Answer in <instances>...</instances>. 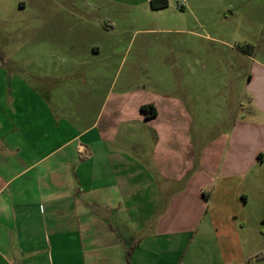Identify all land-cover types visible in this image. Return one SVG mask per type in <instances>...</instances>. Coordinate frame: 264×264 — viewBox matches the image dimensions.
I'll list each match as a JSON object with an SVG mask.
<instances>
[{"label":"crops","instance_id":"obj_1","mask_svg":"<svg viewBox=\"0 0 264 264\" xmlns=\"http://www.w3.org/2000/svg\"><path fill=\"white\" fill-rule=\"evenodd\" d=\"M19 64L0 60V264H244L264 252L246 251L240 212L261 186L264 67L231 130L207 142L164 94L76 102L68 118L41 61Z\"/></svg>","mask_w":264,"mask_h":264},{"label":"rangeland","instance_id":"obj_2","mask_svg":"<svg viewBox=\"0 0 264 264\" xmlns=\"http://www.w3.org/2000/svg\"><path fill=\"white\" fill-rule=\"evenodd\" d=\"M151 1L0 0V60L29 71L41 61L45 94L68 118L76 102L164 94L191 109L182 124L194 134L204 128L207 142L220 140L234 125V105L247 102L250 77L264 67V0H172L159 10ZM39 50L48 56L39 59ZM252 173L261 186L240 211L249 218L245 241H254L247 252L264 245V164Z\"/></svg>","mask_w":264,"mask_h":264},{"label":"trees","instance_id":"obj_3","mask_svg":"<svg viewBox=\"0 0 264 264\" xmlns=\"http://www.w3.org/2000/svg\"><path fill=\"white\" fill-rule=\"evenodd\" d=\"M168 5H169L168 0H152L151 1V6L155 10L166 8L168 7ZM142 112L156 115L155 109L151 105L143 106ZM261 260H264V252L254 255L253 257L248 259L244 264H256L258 261H261Z\"/></svg>","mask_w":264,"mask_h":264},{"label":"built area","instance_id":"obj_4","mask_svg":"<svg viewBox=\"0 0 264 264\" xmlns=\"http://www.w3.org/2000/svg\"><path fill=\"white\" fill-rule=\"evenodd\" d=\"M170 1H172V0H168V2H170Z\"/></svg>","mask_w":264,"mask_h":264}]
</instances>
